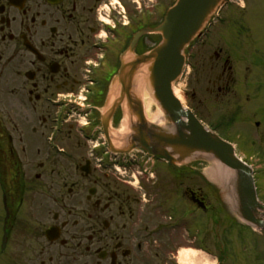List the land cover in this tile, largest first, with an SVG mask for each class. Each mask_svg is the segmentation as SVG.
<instances>
[{"label":"flooded vegetation","instance_id":"af4514ba","mask_svg":"<svg viewBox=\"0 0 264 264\" xmlns=\"http://www.w3.org/2000/svg\"><path fill=\"white\" fill-rule=\"evenodd\" d=\"M173 1L0 0V264H182L213 245L207 181L157 179L148 156L117 174L102 137L130 37Z\"/></svg>","mask_w":264,"mask_h":264},{"label":"rangeland","instance_id":"374dc122","mask_svg":"<svg viewBox=\"0 0 264 264\" xmlns=\"http://www.w3.org/2000/svg\"><path fill=\"white\" fill-rule=\"evenodd\" d=\"M234 1L217 10L213 16L222 17L224 23L212 20L205 36L190 45L188 68L179 80L178 90L182 104L206 125L219 126L224 136L234 144L238 156L256 171L257 192L264 199V0ZM219 49H222V56L216 61L214 54ZM227 56L232 66L233 81L230 89H223L219 95L217 87H213L209 80L220 73L223 58ZM229 118L233 120L226 125ZM215 163L207 158L194 164L192 171L196 172H191L188 179H193V183L195 179H207L204 170ZM165 179L175 178L169 174ZM220 216L216 210L209 218V240L228 264H231V258L244 264L248 261L250 264H264V235H260L263 232L248 233V229L231 224L224 213L222 217L226 218L219 221L217 218ZM215 224L221 226L218 232L214 229ZM241 232L247 236L245 242L238 237Z\"/></svg>","mask_w":264,"mask_h":264},{"label":"water","instance_id":"95a60500","mask_svg":"<svg viewBox=\"0 0 264 264\" xmlns=\"http://www.w3.org/2000/svg\"><path fill=\"white\" fill-rule=\"evenodd\" d=\"M221 1L178 0L167 12L161 25L153 30L140 32L134 37L132 48L138 37L144 33L160 34L161 41L148 53L136 57L131 55L128 62L125 60L121 63L112 79L115 98L103 114L102 123L111 145L107 128L116 108L123 106L131 120L135 117L129 148H112L117 152L128 151L132 147L130 143L138 141L139 146L150 155L159 154L171 162L194 156H209L217 160L232 172L238 216L243 221L264 229V220L258 218L259 213L256 210L260 209L264 217V205L256 199L251 169L235 156L231 145L206 129L189 110H184L172 92V84L179 78L184 67L185 47L198 35ZM142 69H145L147 84L154 101L174 126L171 133L148 130L141 100L133 86L135 76Z\"/></svg>","mask_w":264,"mask_h":264},{"label":"bare ground","instance_id":"6f19581e","mask_svg":"<svg viewBox=\"0 0 264 264\" xmlns=\"http://www.w3.org/2000/svg\"><path fill=\"white\" fill-rule=\"evenodd\" d=\"M179 85L180 84H177L175 86L174 94L180 100L181 92L178 90ZM133 86L136 94L139 96V99L142 102L147 122L152 125L165 127V116L153 100L152 94L147 84L145 69L140 70L139 73L135 76ZM131 127L132 122L130 121L129 116L126 114L118 130L111 136L115 145L122 144L129 138V135L132 132ZM204 175L207 177V179H210L211 181H214L216 183L219 182L224 186H227V184H229V179H231V173L228 170L224 169L218 163H215L212 167L205 169ZM181 263L210 264L209 260L206 259L203 255L195 253L192 250L183 251L181 255Z\"/></svg>","mask_w":264,"mask_h":264}]
</instances>
